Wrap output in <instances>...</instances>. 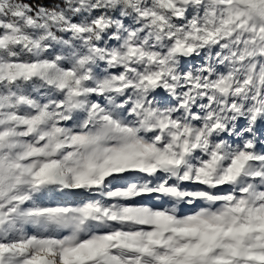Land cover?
Instances as JSON below:
<instances>
[{
	"label": "snow or ice",
	"instance_id": "obj_1",
	"mask_svg": "<svg viewBox=\"0 0 264 264\" xmlns=\"http://www.w3.org/2000/svg\"><path fill=\"white\" fill-rule=\"evenodd\" d=\"M0 264H264V0H0Z\"/></svg>",
	"mask_w": 264,
	"mask_h": 264
},
{
	"label": "trees",
	"instance_id": "obj_2",
	"mask_svg": "<svg viewBox=\"0 0 264 264\" xmlns=\"http://www.w3.org/2000/svg\"><path fill=\"white\" fill-rule=\"evenodd\" d=\"M24 2L29 3V4H33V5L42 4L46 7H51V6H53V4L58 3L59 0H24ZM54 199L55 200H62V197L57 196Z\"/></svg>",
	"mask_w": 264,
	"mask_h": 264
},
{
	"label": "rangeland",
	"instance_id": "obj_3",
	"mask_svg": "<svg viewBox=\"0 0 264 264\" xmlns=\"http://www.w3.org/2000/svg\"><path fill=\"white\" fill-rule=\"evenodd\" d=\"M62 199H64V198L62 197Z\"/></svg>",
	"mask_w": 264,
	"mask_h": 264
}]
</instances>
